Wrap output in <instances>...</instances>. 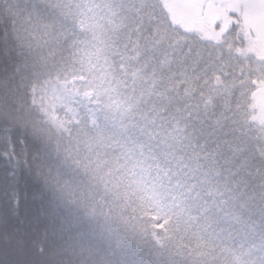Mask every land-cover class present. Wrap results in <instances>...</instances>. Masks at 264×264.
I'll use <instances>...</instances> for the list:
<instances>
[{
    "label": "snow or ice",
    "instance_id": "obj_1",
    "mask_svg": "<svg viewBox=\"0 0 264 264\" xmlns=\"http://www.w3.org/2000/svg\"><path fill=\"white\" fill-rule=\"evenodd\" d=\"M0 3V264H71L37 246L42 213L21 216L19 166L38 152L7 117L28 93L50 101L49 141L93 212L132 242L118 264H264V208L226 212L241 185L264 188V0Z\"/></svg>",
    "mask_w": 264,
    "mask_h": 264
},
{
    "label": "trees",
    "instance_id": "obj_2",
    "mask_svg": "<svg viewBox=\"0 0 264 264\" xmlns=\"http://www.w3.org/2000/svg\"><path fill=\"white\" fill-rule=\"evenodd\" d=\"M4 7L0 3V14ZM42 103L50 102L42 101L38 94L36 103H33L32 95L28 93L25 106L7 117L13 127L12 139L16 141L17 148L19 137L23 134L29 141L30 150L38 152L35 158L29 160L30 171L24 163L19 166L21 216L31 219L42 213L47 218V227L39 230L36 243L38 247L54 244L53 255L58 258H64L71 264H118L121 254L131 253L132 242L101 212H93L94 205L83 190L86 177L70 163H63V153L57 152L54 139L49 141V133L54 137L55 129L45 112L41 111ZM4 120L5 114L0 111V122ZM188 131L193 144L211 143L207 123L189 121ZM33 143L36 148L31 147ZM5 147L0 145V148ZM8 171L9 162L0 156V172ZM36 172L40 174V188L33 192L26 180ZM261 183L258 179H251L241 185L230 197L231 203L226 212L242 215L245 221L252 218L258 221L259 212L264 208ZM4 258L14 261V257Z\"/></svg>",
    "mask_w": 264,
    "mask_h": 264
},
{
    "label": "rangeland",
    "instance_id": "obj_3",
    "mask_svg": "<svg viewBox=\"0 0 264 264\" xmlns=\"http://www.w3.org/2000/svg\"><path fill=\"white\" fill-rule=\"evenodd\" d=\"M50 102V101H49Z\"/></svg>",
    "mask_w": 264,
    "mask_h": 264
}]
</instances>
